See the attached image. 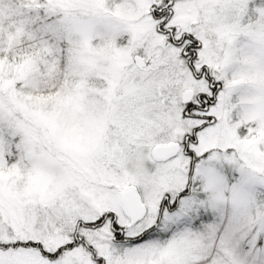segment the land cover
<instances>
[{"label": "snow or ice", "instance_id": "obj_1", "mask_svg": "<svg viewBox=\"0 0 264 264\" xmlns=\"http://www.w3.org/2000/svg\"><path fill=\"white\" fill-rule=\"evenodd\" d=\"M0 264H264V0H0Z\"/></svg>", "mask_w": 264, "mask_h": 264}]
</instances>
